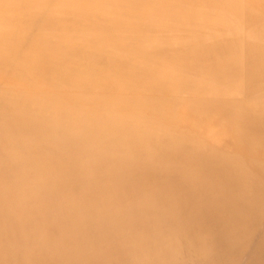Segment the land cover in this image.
<instances>
[{"label": "bare ground", "instance_id": "obj_1", "mask_svg": "<svg viewBox=\"0 0 264 264\" xmlns=\"http://www.w3.org/2000/svg\"><path fill=\"white\" fill-rule=\"evenodd\" d=\"M0 264H264V0H0Z\"/></svg>", "mask_w": 264, "mask_h": 264}]
</instances>
